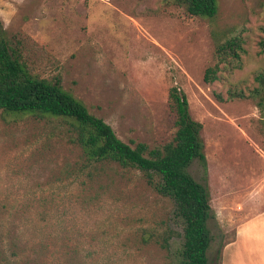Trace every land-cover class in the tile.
<instances>
[{"label":"rangeland","instance_id":"rangeland-1","mask_svg":"<svg viewBox=\"0 0 264 264\" xmlns=\"http://www.w3.org/2000/svg\"><path fill=\"white\" fill-rule=\"evenodd\" d=\"M0 20L33 74L60 80L133 147L173 140L169 92L184 91L203 125L207 171L195 161L189 172L210 191V264H264V113L252 100L217 98L248 93L264 72V0H219L214 20L172 0H0ZM218 33L243 36L247 54L242 69L207 84ZM85 159L45 120L0 121L12 205L0 220V264H179L180 235L162 246L169 228L182 232L171 201L138 171ZM26 194L43 195L44 205L27 208Z\"/></svg>","mask_w":264,"mask_h":264},{"label":"trees","instance_id":"trees-1","mask_svg":"<svg viewBox=\"0 0 264 264\" xmlns=\"http://www.w3.org/2000/svg\"><path fill=\"white\" fill-rule=\"evenodd\" d=\"M172 1L191 16L214 20L219 14V0ZM215 36L214 61L204 76L207 84L219 82L226 71L232 73L242 69L247 54L243 36L229 37L220 33ZM259 45L264 53V37ZM255 81L257 86L248 93L229 90L227 98L222 94H217V98L220 101L252 100L264 113V72L258 73ZM169 100L176 114L177 131L173 140L159 147L146 143L133 147L123 142L103 119L91 114L81 100L62 87L60 80L51 81L33 74L7 41L0 20V121L11 125L30 118L45 120L64 130L68 141L82 150L86 165L117 164L140 172L150 188L171 201L174 221L182 231L176 233L169 228V236L164 237L162 246L169 249L173 237L180 235L179 264H210V191L189 172L195 161L207 171L201 136L203 125L192 118L184 91L171 88ZM24 197L27 208L42 207L45 203L43 195L26 194ZM10 205L11 196L0 174V220L11 216ZM10 244L15 255L17 243L12 240Z\"/></svg>","mask_w":264,"mask_h":264},{"label":"crops","instance_id":"crops-1","mask_svg":"<svg viewBox=\"0 0 264 264\" xmlns=\"http://www.w3.org/2000/svg\"><path fill=\"white\" fill-rule=\"evenodd\" d=\"M228 248H230L229 247V245H227L226 247H225V251H224V255H226L227 254V251H228ZM245 254V253H244ZM251 254V253H250ZM227 257V256H226ZM244 257V256H243ZM254 262V261H253ZM252 262V260H249V261H246V260H243V262H237V261H228L226 258L223 260V264H254Z\"/></svg>","mask_w":264,"mask_h":264}]
</instances>
